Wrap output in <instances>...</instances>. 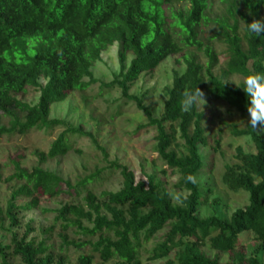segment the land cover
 Segmentation results:
<instances>
[{
    "label": "trees",
    "instance_id": "trees-1",
    "mask_svg": "<svg viewBox=\"0 0 264 264\" xmlns=\"http://www.w3.org/2000/svg\"><path fill=\"white\" fill-rule=\"evenodd\" d=\"M216 1L220 14L212 19ZM253 19L264 20V0H0V141L33 130L65 128L48 151L35 153L37 162L32 167L13 161L14 171L6 181L14 186L5 206L0 205V228L10 234L8 239L0 237V264H68L63 247L70 245L91 249L81 253L76 264H148L142 260L143 245L167 228L164 238L149 251L150 261L264 264V134L247 122L250 98L242 88L228 83L233 76L264 73V35L247 29ZM209 24L216 29L205 37L203 27ZM215 41L224 46V59ZM115 43H119L120 70L105 83L92 68ZM179 54L184 69L174 72L172 84L164 89L162 112L155 117L143 97L131 94V88L143 74ZM97 84L106 91L121 90L122 98L136 103L145 114L147 120L137 131H156L155 150L178 174L175 189L185 193L178 194L177 201L156 175L137 180L136 173L117 160L110 167L119 171L122 187L100 194L90 188L100 169L73 184L44 167L68 155L70 136L77 135L90 138L108 160V151L98 145L93 133L51 118L54 104ZM238 86L244 87L243 81ZM197 87L205 99L225 102L241 116L245 125L234 124L230 132L249 138L256 149L251 153L238 147V162L225 166L224 183L249 195L248 205L229 219L216 212L200 216L208 203L198 182L205 168L201 149L210 145L206 112L201 105L188 113L180 107L184 90L194 92ZM29 88L40 91L35 104L19 98ZM219 146L218 139L213 150ZM64 187L74 191L75 198L53 211L55 223L64 231L59 233L62 244L56 251L48 236L53 227L41 230L47 237L39 240L31 235L36 232L33 221L25 223L23 213L40 209L45 196L59 197ZM67 230H77L85 240H71ZM246 233L253 235L254 244L241 246L240 238ZM221 254L229 259L223 262Z\"/></svg>",
    "mask_w": 264,
    "mask_h": 264
},
{
    "label": "rangeland",
    "instance_id": "rangeland-1",
    "mask_svg": "<svg viewBox=\"0 0 264 264\" xmlns=\"http://www.w3.org/2000/svg\"><path fill=\"white\" fill-rule=\"evenodd\" d=\"M220 4L216 1L210 17L214 19L220 14ZM216 25L209 24L203 27L205 37L214 33ZM221 58L224 59V46L215 41ZM119 43L110 46L102 53L101 60L92 68L94 76L102 82H110L120 70L118 60ZM133 55L128 58L130 64ZM181 55L172 56L164 61L156 70L146 73L132 86L131 94L143 97L145 105L148 106L155 117L160 116L165 101L164 89L171 85L175 71H183L184 63L180 61ZM179 60V62H178ZM243 81L241 76H233L228 81L229 84L239 85ZM44 84V82H43ZM40 96L37 88H29L26 94H21L20 99L35 104ZM207 103L200 106L206 112L205 126L209 132L210 145L202 147L201 152L205 161V168L198 176V182L201 185L207 204L200 211L201 217H207L216 214L229 219L231 215L239 208H244L249 203L247 192L231 190L223 181V175L226 165L237 163V148L242 147L246 152L255 153L256 149L253 143L247 137H236L231 134L230 128L235 124L242 128L245 123L241 116L231 109L227 103L206 99ZM121 106V108H120ZM120 114H116L117 112ZM116 114V115H115ZM51 118L66 120L72 127H82L85 131L93 133L97 138L98 145L104 147L109 153L108 160L103 156L102 151L88 137L70 136L72 150L64 157L48 161L44 167L53 171L66 180L76 184L79 180L87 178L94 174L98 169L101 174L97 180L90 185L97 194L103 191H117L122 187V178L119 171L111 169V161H119L129 166L135 173L137 180H145V175L154 174L162 180L165 187L177 201V195H185L175 189L174 184L178 181V174L170 170L159 158L155 150L154 137L156 131L153 128L137 131L140 124L145 123L147 118L145 114L137 108L136 103L126 101L122 98L121 90H103L100 84L90 87L86 91L71 92L68 98L53 105ZM64 127H58L55 130H33L27 135L5 136L0 141V205L5 206L14 183L6 180L14 171L13 161L21 162L23 167L30 168L36 164L37 151H48L52 143L63 132ZM264 134V129L259 130ZM220 140L218 150L216 140ZM163 170L167 171L166 174ZM211 192H207V189ZM74 191L64 192L57 198L43 197L40 209L32 210L24 214V222L33 221V227L36 232L33 236L38 239H45L44 229L53 227L50 235V243H55L56 251L61 249L62 241L59 235L64 231L60 223H55L56 213L54 210L60 208L62 204L74 199L71 194ZM168 228L161 231L154 239L143 245L142 260L148 264H160L161 261H150L149 251L164 238ZM69 238L75 239L78 243L85 240L82 234L77 230H67ZM7 231L0 228V237L8 239ZM242 245H253L254 238L251 233L241 236ZM207 251V248L204 247ZM89 246L78 248L74 245L63 247V253L67 255L68 264H76L77 258L81 253H90ZM214 251H208V255L215 256ZM223 262L229 259L228 255H220ZM96 261L100 262L99 256ZM16 262V261H15ZM17 264V262L15 263Z\"/></svg>",
    "mask_w": 264,
    "mask_h": 264
},
{
    "label": "clouds",
    "instance_id": "clouds-1",
    "mask_svg": "<svg viewBox=\"0 0 264 264\" xmlns=\"http://www.w3.org/2000/svg\"><path fill=\"white\" fill-rule=\"evenodd\" d=\"M250 14V13H249ZM247 29L250 33H254L257 36L264 35V20L253 19L251 23H248ZM237 88H242L249 99L247 106L248 112V124L254 130L264 129V73H250L243 78L244 87L238 86L234 83ZM205 93L200 89L196 88L193 92L189 89H185L180 101L181 111L188 113L194 107H198L207 103L205 99ZM189 181L195 182V177H187Z\"/></svg>",
    "mask_w": 264,
    "mask_h": 264
}]
</instances>
